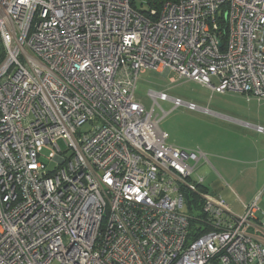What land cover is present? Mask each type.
Returning <instances> with one entry per match:
<instances>
[{
    "label": "built area",
    "instance_id": "obj_1",
    "mask_svg": "<svg viewBox=\"0 0 264 264\" xmlns=\"http://www.w3.org/2000/svg\"><path fill=\"white\" fill-rule=\"evenodd\" d=\"M154 1L0 0V264H264L258 198L211 194L135 96L155 70L264 100V0Z\"/></svg>",
    "mask_w": 264,
    "mask_h": 264
},
{
    "label": "crops",
    "instance_id": "obj_2",
    "mask_svg": "<svg viewBox=\"0 0 264 264\" xmlns=\"http://www.w3.org/2000/svg\"><path fill=\"white\" fill-rule=\"evenodd\" d=\"M157 72L165 77L172 73ZM177 78L181 79L178 75ZM175 81L176 78H171V82ZM209 90L212 94L209 103L215 93H220L224 99L213 107L192 102L199 107L197 110L180 106L192 111L191 118L196 115L198 120L191 119V123H185L183 128L175 126V130H182L185 135L191 133L192 138L188 141L183 140L184 137H177L175 141L206 153L208 161L201 160L199 163L202 168L208 167V186H204L211 194L222 196L234 213L241 214L244 205L256 198L264 209V100L240 92ZM238 99L241 101L236 102ZM166 102L172 104L166 115L179 108L172 101ZM165 132L169 141V132ZM203 178L205 181V176Z\"/></svg>",
    "mask_w": 264,
    "mask_h": 264
},
{
    "label": "rangeland",
    "instance_id": "obj_3",
    "mask_svg": "<svg viewBox=\"0 0 264 264\" xmlns=\"http://www.w3.org/2000/svg\"><path fill=\"white\" fill-rule=\"evenodd\" d=\"M171 78H176L177 81L171 82ZM212 83L217 84L214 79ZM163 90L166 91V93H168L170 96L180 97L186 102H195L198 105L204 106L212 105L210 107H213L214 104L224 99V97L220 95V93H215L209 103L210 96L212 94L211 91L206 87H203L202 85L194 81H190L187 79H178L175 72H172L168 77H165L155 70H146L145 72L141 73L135 90V96L137 100L146 107L147 110H151L154 107V115L160 118L163 116L164 111H169L171 109L172 104L166 101H159V105H155L153 99L149 96V91L160 92ZM239 101L241 100L238 99L236 102ZM191 113L192 111H190L189 109L185 107H179L178 109L170 112L168 115L162 117L159 126L163 131L169 132L170 138L168 143L182 148L192 149L189 146H185V144L181 145L175 141L177 137H184L183 140H192L191 133H189V135H185L182 130H175V126H177V128H183L185 126V123H191V119L193 118H195V120H198V117L196 115L191 118V115H193ZM89 128V125H85L84 127H82V130L84 131ZM173 141L175 143H173ZM62 146H65L63 142ZM200 166L201 164L198 165L197 173L202 177L205 176L204 185L208 186V179H206L208 167L205 166L202 168ZM183 211L191 216H198L201 213V210L196 205L193 210H190L188 203H186Z\"/></svg>",
    "mask_w": 264,
    "mask_h": 264
},
{
    "label": "trees",
    "instance_id": "obj_4",
    "mask_svg": "<svg viewBox=\"0 0 264 264\" xmlns=\"http://www.w3.org/2000/svg\"><path fill=\"white\" fill-rule=\"evenodd\" d=\"M153 4L159 6L160 2H159V0H155V1L153 2ZM2 58H3V52L0 51V62L2 61ZM190 196L193 197V195H190Z\"/></svg>",
    "mask_w": 264,
    "mask_h": 264
}]
</instances>
